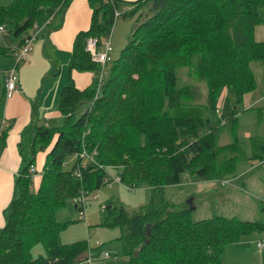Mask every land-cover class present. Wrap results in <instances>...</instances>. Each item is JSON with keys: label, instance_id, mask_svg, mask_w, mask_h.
<instances>
[{"label": "trees", "instance_id": "trees-1", "mask_svg": "<svg viewBox=\"0 0 264 264\" xmlns=\"http://www.w3.org/2000/svg\"><path fill=\"white\" fill-rule=\"evenodd\" d=\"M70 2L0 3V36L6 42H0V56L13 57L34 34L35 42L41 28H59ZM87 2L90 23L74 38L69 71H90L93 81L80 89L69 77L57 97L61 126L39 124L33 117L22 130L21 161L0 228V264H75L86 256L91 264L88 252L96 256L100 246L90 247L84 240L62 243L65 222L56 220L55 211L70 201L81 215L85 196L112 180L107 168L113 165L121 168L120 183L131 189L150 187L154 193L184 177L224 185L220 180L236 178L240 162L249 170L264 168V132L248 138V150L236 133L239 104L257 87L251 62L264 65V40L256 41L253 31L257 24L264 26V0H136L133 9L120 14L119 0ZM138 9L129 41L117 58L110 51L101 72L86 50L87 39L100 43L117 16H133ZM184 68L193 81L204 83L205 102L193 104L194 85L179 83L177 71ZM257 111L263 125L264 106ZM1 116L4 139L11 124L3 128ZM225 124L233 140L218 145ZM46 150L37 171L35 155ZM71 154L76 160L64 169ZM37 174L40 181L33 189ZM75 198L80 200L73 202ZM105 209L103 224L121 229L125 259L119 264H221L227 244L264 229L261 221L235 216L192 220L190 202L175 205L152 198L132 214L112 203ZM37 243L45 254L33 257L30 248Z\"/></svg>", "mask_w": 264, "mask_h": 264}, {"label": "rangeland", "instance_id": "rangeland-1", "mask_svg": "<svg viewBox=\"0 0 264 264\" xmlns=\"http://www.w3.org/2000/svg\"><path fill=\"white\" fill-rule=\"evenodd\" d=\"M135 1L119 0L116 8L117 14L124 10L133 9ZM10 2L11 0H0L2 5H8ZM139 11L140 9L136 10L133 16L125 18L117 16L115 19L107 37L112 48L111 57L113 59L118 57L121 49L129 41L134 21ZM253 31L256 41L264 40V26L262 24L255 25ZM2 36L3 38H1ZM2 36H0V42L5 39L4 35ZM34 44L35 42L32 43V46ZM13 62L14 60H12V64ZM2 65L0 60V67ZM21 66L23 64L19 67ZM251 67L255 74L257 87L254 91L248 92L243 96V102L239 104L238 125L236 128L237 136L247 150L248 138L255 133L261 135L264 132V124L261 125L262 123L258 122L261 119V115L257 111L258 108L264 106V65L259 61H253L251 62ZM7 74L5 72L3 75V95L0 80V115H2V118L4 99L6 97L4 81ZM177 75L180 84L192 83L194 85L195 89H192L190 93L194 99L192 101L193 104H200L206 101V89L203 82L193 81L188 77L186 68L179 69ZM1 76L2 69H0V79ZM82 106L77 108V116L82 113ZM175 111L176 113L179 112L178 107L175 108ZM220 130L216 137L218 145L226 144L233 140L229 124L221 126ZM75 160V155H67L64 161V169H70ZM248 167L247 164L240 162L235 172L237 174L236 178L235 176L234 178L223 177L220 180L226 183L224 185L216 179L193 181L191 178L184 177L180 183L167 185L162 189H157L159 191L154 193V190L150 187L131 189L120 183L118 176L122 172L121 168L113 165L107 168V174L112 176V180L109 183L102 184L99 188H95L85 196L84 218L80 215L79 210L74 207V203L70 201L57 208L55 211L56 220L65 222V226L60 231V240L62 243L84 240L90 247L100 246L98 247L100 249L98 255L90 256L91 253L88 252L89 257L92 258L91 264H119L125 259L120 239L121 229L117 225L103 224L102 221L106 214L105 206L112 203L115 206L123 207L128 213L132 214L143 206H147L152 201V198H155L158 202L164 200L166 203L175 205L189 201L191 206L189 216L192 220L207 219L217 215L225 217L235 216L240 220L261 221L264 223V168L249 170ZM245 170L248 173L243 174ZM254 235L257 236L258 233ZM106 252L111 255L110 258L107 257L108 259L105 258ZM30 253L33 257L45 254V248L41 243H37L30 248ZM113 257L117 260H114ZM85 258L78 263L87 264L88 258L87 256ZM253 261L254 258L252 256L237 259L229 251L222 254L220 259L221 264H255Z\"/></svg>", "mask_w": 264, "mask_h": 264}, {"label": "crops", "instance_id": "crops-1", "mask_svg": "<svg viewBox=\"0 0 264 264\" xmlns=\"http://www.w3.org/2000/svg\"><path fill=\"white\" fill-rule=\"evenodd\" d=\"M90 16L91 8L87 0H71L59 28L47 31H44V28L39 29L28 61L17 69L19 89L11 97L4 99L3 128L8 123L11 126L4 139L1 138L3 134L0 132V228L5 223L4 210L12 198L15 175L21 161L18 146L22 130L33 117L39 124L61 126L64 123V116L57 110V97L69 77L80 89L87 87L93 81L94 75L90 71H69L74 38L80 30L88 28ZM2 43H6L4 39ZM0 57L3 64L0 67L3 89V75L15 66V62L12 64V56ZM3 93L4 89L2 95ZM83 109L85 105L82 106ZM47 151L36 153L37 171L41 169ZM39 181L40 175L37 174L34 177V189L37 188ZM254 234L243 236L239 241L227 244L222 254L229 251L237 259L252 256L253 263L264 264V250L257 246V241L264 240V229L257 236Z\"/></svg>", "mask_w": 264, "mask_h": 264}, {"label": "built area", "instance_id": "built-area-1", "mask_svg": "<svg viewBox=\"0 0 264 264\" xmlns=\"http://www.w3.org/2000/svg\"><path fill=\"white\" fill-rule=\"evenodd\" d=\"M0 30L1 31L3 30L2 27H0ZM34 36L35 34L33 36H29L24 39V41L15 51L13 56L15 66L6 71L8 74L4 82H5V91L7 97H11L19 89L17 69L21 64L28 61L29 53L32 49V43L35 38ZM86 50L90 53L92 59L98 62V64H100L101 72H103L106 64L111 59L110 57L111 45L109 42V38L104 39L100 43L97 40V38L87 39ZM77 200H80V198H75L73 202H77ZM81 216L83 218L85 217L84 212H81ZM257 246L259 249L264 250V240L257 241ZM107 255L108 254L105 253L106 257ZM90 260H91L90 258L87 259V264L90 263ZM81 264H83V262H81Z\"/></svg>", "mask_w": 264, "mask_h": 264}, {"label": "water", "instance_id": "water-1", "mask_svg": "<svg viewBox=\"0 0 264 264\" xmlns=\"http://www.w3.org/2000/svg\"><path fill=\"white\" fill-rule=\"evenodd\" d=\"M187 202H189V201H187Z\"/></svg>", "mask_w": 264, "mask_h": 264}]
</instances>
